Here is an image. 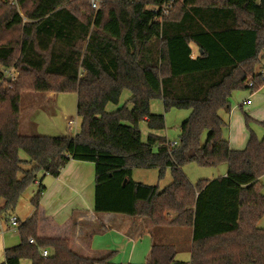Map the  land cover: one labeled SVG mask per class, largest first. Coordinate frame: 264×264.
<instances>
[{"label":"trees","instance_id":"obj_1","mask_svg":"<svg viewBox=\"0 0 264 264\" xmlns=\"http://www.w3.org/2000/svg\"><path fill=\"white\" fill-rule=\"evenodd\" d=\"M94 1L98 8L90 0H0V220L9 221L40 173L57 177L70 160L87 161L95 165L94 212L190 229L189 261L177 260L174 244L154 241L146 264H264V136L252 132L243 150H232L223 116L235 91L264 85V0ZM24 91L76 93L80 133L21 135ZM154 99L166 111L191 110L178 143L155 133L166 121L151 111ZM21 150L33 168L22 169ZM189 163L229 170L194 184L182 170ZM136 168H157L160 177L170 168L172 181L164 189L136 182ZM38 184L31 216L19 220L21 242L0 264L108 262L111 255L72 249L70 222L56 227L42 216Z\"/></svg>","mask_w":264,"mask_h":264},{"label":"crops","instance_id":"obj_2","mask_svg":"<svg viewBox=\"0 0 264 264\" xmlns=\"http://www.w3.org/2000/svg\"><path fill=\"white\" fill-rule=\"evenodd\" d=\"M61 95L63 94L54 92H30L24 107L26 110L23 123L20 122V117L24 109L20 103L19 129L23 127L30 135H42L38 133L39 126L36 121L38 112L47 114L48 118H57L63 115V118L66 119V113L61 106H58ZM230 103V113L223 114L225 120L228 117L229 121L226 120L230 128L227 139L232 150H243L250 136L244 123V116L246 118L248 115L257 121H264V85L255 93L250 90L235 91L230 98ZM228 170L229 167H225L217 178L227 176ZM44 176V183L43 178L39 181L44 187L40 199V211L42 216L47 215L49 222L56 227H61L59 225L61 222L72 224L69 235L74 251L86 256L102 258L109 256L112 252H121L122 249L124 258L127 256L126 259L130 262L138 264L148 262L151 246L155 241V227L144 218L94 212L95 165L92 162L70 160L59 176L52 177L49 174ZM263 179L264 175L260 180ZM46 180H48V184H46ZM11 229L12 227L6 222L5 231L0 234V263L4 261V251L8 248L5 246L4 234ZM109 231L116 232L121 238V241L112 242L117 246L115 250L112 244H110L111 246L95 245L96 237ZM144 238L148 240L141 244ZM140 244L141 248H139ZM187 250L188 256L191 258L190 247ZM126 251H128L127 255ZM106 263H112V260L109 259ZM21 264H31V262L23 260Z\"/></svg>","mask_w":264,"mask_h":264},{"label":"rangeland","instance_id":"obj_3","mask_svg":"<svg viewBox=\"0 0 264 264\" xmlns=\"http://www.w3.org/2000/svg\"><path fill=\"white\" fill-rule=\"evenodd\" d=\"M91 4V0H90ZM194 47V46H193ZM196 47H194V53L196 54ZM264 63V61H263ZM15 74V73H12ZM30 92L34 91H24L21 95V106L22 109L26 106V100L28 99ZM63 94L59 96L58 100V106H61L64 113H66L67 118H63V115H60L59 117H47V114L45 115L43 112H38L36 116V121L38 123V133L44 135V136H75L76 134L80 133L81 131V124L82 120L77 114V94L76 93H60ZM131 96L130 91L125 90L123 92V95L121 97V106L125 104ZM131 104L128 106L130 107ZM116 106L113 104H108L107 110L109 112L116 110ZM25 110H23L22 115L20 117V122L23 123L24 116H25ZM151 111L155 114H163L165 115V121H166V127L162 131H158L156 134L164 136L172 143H178L179 142V136L181 133V126L184 121H186L191 114V110L189 109H177L173 108L169 111H166L163 105L162 100L160 99H154L151 102ZM59 112L57 111V114ZM52 118V119H51ZM68 119H74L75 124L73 126V129H70L67 125ZM228 121V117L226 119ZM244 123L246 126V129L251 134L252 132L258 137L262 138L264 136V127L260 123L261 121H257L255 119L250 120L249 127L246 125V118L244 116ZM229 122V121H228ZM227 122V123H228ZM140 129L142 133L143 140L146 141V138L149 134L148 126L145 122L140 123ZM229 123L227 124L225 136L226 138H229ZM19 133L21 135H30L24 129L21 127L19 129ZM207 133L205 132L202 137V144H204L206 140ZM250 137V136H249ZM20 158L25 161L22 165L23 170H29L33 168L34 164L30 163L29 156L24 151L19 152ZM228 164L223 163L219 166H201L197 163H189L183 166L182 170L186 174L187 178L194 184L198 183L200 180H212L220 176V172H222L225 167H227ZM19 176H22V173L19 174ZM51 176V175H50ZM54 177V176H52ZM43 178V183L45 180V176L43 173L39 174L37 183L33 184L31 187H29L20 197L17 206L12 211L13 216L19 217L21 222H24L27 220L32 212H33V205H32V198L39 190V181ZM133 180L136 182L148 184V185H158L160 189H164L166 186H168L172 181V171L170 168H167L163 171L162 177H160V171L157 168H136L133 172ZM262 185V192H264V179L260 180ZM46 184H48V180H46ZM4 200H0V207L3 206ZM47 216V215H46ZM139 218L140 217H134ZM5 224V222H4ZM64 222L59 223V225H63ZM259 226L264 228V215L259 221ZM19 226L15 227L4 234L5 238V246L6 247H12L18 243L21 242V237L19 235ZM101 235V234H100ZM98 235V236H100ZM96 237L95 239V245L100 244L101 246H111L112 244L114 250L117 249V246L114 245L113 241H121V238L116 234L114 231H109L105 233L104 235H101L100 237ZM155 241L161 242V243H167V244H174L177 248L178 254H177V260L181 261H189L190 257L188 256V250L187 248L190 247V240H191V232L190 229L187 227H155V233H154ZM147 238H144L142 240L141 244H143L145 241H147ZM141 244L139 245L141 248ZM128 251H126L127 255ZM124 250L121 249V252H112L110 253L112 260V263H98V264H138V263H132L130 262L126 256L124 258L123 256ZM28 261V260H25Z\"/></svg>","mask_w":264,"mask_h":264},{"label":"built area","instance_id":"obj_4","mask_svg":"<svg viewBox=\"0 0 264 264\" xmlns=\"http://www.w3.org/2000/svg\"><path fill=\"white\" fill-rule=\"evenodd\" d=\"M11 4L16 6V7H19V0H11ZM91 5L94 8H98V3L94 0H91ZM152 9H155V11H157L158 8H152ZM162 9L164 10V13H166L165 7H163ZM261 73L264 74V69L261 70ZM252 85H253V82H250L249 86H252ZM74 124H75L74 119H69L68 126L70 129H73ZM8 224L13 228L18 227L19 226V218L17 216L11 215L9 218ZM5 226H6V224H4V222L2 220H0V234H3V232L5 231ZM29 242L34 243V240L29 239ZM48 254H49L48 250L43 251L44 256H47Z\"/></svg>","mask_w":264,"mask_h":264}]
</instances>
